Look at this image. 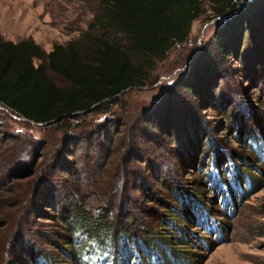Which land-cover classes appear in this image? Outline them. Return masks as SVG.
<instances>
[{"label":"rangeland","instance_id":"rangeland-1","mask_svg":"<svg viewBox=\"0 0 264 264\" xmlns=\"http://www.w3.org/2000/svg\"><path fill=\"white\" fill-rule=\"evenodd\" d=\"M247 2L241 1L236 13L217 16L210 3L202 0L203 13L192 22L186 41L176 44L157 62L149 82L127 89L119 103L107 111L81 113L77 120L49 127L0 105V264H32L24 252L25 239L14 240L13 236L25 226L34 228L40 248L50 250L61 264H85L89 252H81L79 260H74L60 248L67 231L55 215L57 207L52 209L40 200L47 196L49 203L59 199L58 194L67 201L78 195L95 205L100 196L109 199L112 220L122 218L118 212L124 213L121 206L127 202V211L135 216L139 229L150 217L147 222L152 231L161 232L174 248L189 250L185 263L173 260V264H264V149L259 142L260 135L264 139V123H257L249 135L234 130V120H230L235 112L244 115L249 125L254 118L264 121V40L254 44L248 36L255 25L264 23L263 17L258 23L249 18L243 44L236 51L232 45L225 55L217 43L229 21L239 17L248 20ZM99 4L100 0H0V34L12 41L32 38L50 51L55 44L77 38ZM202 60L208 61L201 80L203 88L192 76L193 67ZM208 70L211 74L206 76ZM52 79L59 86L65 85L56 76ZM189 87L201 91L198 99L189 94ZM163 102L172 108L166 110ZM144 120L152 123L153 133L141 125ZM254 134L257 141L253 147L250 138ZM113 136L119 151L118 174L112 177L107 171L98 176L94 170L100 162L96 151L85 149V139L93 137L95 143L106 145ZM135 152H140L142 159L136 161ZM212 173L229 182V197ZM29 180L30 194L23 195L21 189ZM167 185L185 192L175 195V204ZM47 188L49 191L44 190ZM152 195L169 202L172 207L168 213L174 215L169 217L164 207L153 206L149 200ZM152 208L166 213V219L158 223L156 216L148 214ZM23 214L44 217L31 215L33 224L27 225ZM128 247L134 253L132 245ZM140 253L155 263L146 250ZM20 257L24 261L18 263ZM125 257L129 264H136ZM87 260V264L109 261L99 253L89 254Z\"/></svg>","mask_w":264,"mask_h":264},{"label":"trees","instance_id":"trees-1","mask_svg":"<svg viewBox=\"0 0 264 264\" xmlns=\"http://www.w3.org/2000/svg\"><path fill=\"white\" fill-rule=\"evenodd\" d=\"M207 1L217 16H227L228 13H236L239 3L243 0ZM248 1L247 4L244 3L247 15L250 16L248 20L239 17L232 22L226 21L228 26L218 35V48L225 55L230 46L235 45L236 51L243 44V34L249 18H253L251 20L253 23H258L256 21L262 17L264 19V0ZM99 6L86 29L80 32L77 38L66 44H55L50 51L44 50L32 38L12 41L3 38L0 34V105L30 122L49 127L62 125L73 119L77 120L81 113L107 111L111 105L119 103L120 95L127 89L144 86L149 82L157 62L162 61L176 44L186 41L192 22L203 13L202 0H100ZM255 27L254 32L248 34L254 44L257 40L261 42L264 40V23ZM207 63L208 61L202 60L199 65L193 67L192 76L201 81L207 73ZM209 74H211L210 70L206 76ZM52 76L64 81L65 85H57ZM194 83L192 82V86ZM203 83L198 82L202 88ZM188 92L196 100L198 92L201 91L195 92L190 88ZM162 105L166 110L172 108L165 102ZM230 120L231 122L234 120V130L249 135L257 129V123H264L260 118H254L253 125H249L244 115L235 112L231 114ZM141 125L153 133L154 127L150 121L144 120ZM115 140L113 136L106 145H102L100 141L95 143L93 137L85 139V149L96 151V158L100 162V167L96 166L94 170L97 171L98 176L107 171L112 177L118 174L120 159L118 147L114 146ZM250 140L254 141L252 143L254 147L257 141L256 135L254 134ZM259 142L260 149H264V139L261 135ZM155 143L158 144L157 141ZM72 144L77 143L72 142ZM135 153L136 161L142 159L140 152ZM154 153L152 152V155L157 157ZM67 155L71 156L70 153ZM221 158L219 156V161ZM91 164L93 165V161ZM90 178L89 176L88 179ZM75 181L77 182L78 179L76 178ZM31 185L30 180L25 182L21 189L23 195L30 194ZM72 186L76 187L73 184ZM44 190L49 191L48 188ZM167 190L174 204L176 194L182 192L185 195V192L177 186L167 185ZM94 192L98 193L95 188ZM62 194L67 195L66 192ZM58 196L59 199L50 200V204L46 200L47 196H44L45 199L41 197L40 200L52 209L54 206L57 207L58 214L55 215H58L57 218L63 223L62 229L67 231L64 234L67 235L66 241L60 248L68 252V256L74 260H79V256L84 252H89L87 257L91 253L105 254L106 259L109 260L107 264H129V258L125 256H129L136 264H173V260L181 263L187 258L189 250L183 246L174 248L161 232L152 231V226L147 222L150 217L143 222L144 228L139 229L140 227L135 225L137 223L135 216L130 214V210L127 211V202L122 203L121 206L124 213L118 212L122 218L115 217L112 220L110 218L114 215L111 213L113 206L108 203L109 199L105 200L100 194H98L100 202L98 201L96 205L78 195L77 199L68 201L60 194ZM128 196L126 194L125 198ZM151 197H154L149 199L153 206L164 207L169 217L174 215L168 213L172 207L169 202H164L155 195ZM103 201L106 202L105 205ZM87 204L89 208L84 209ZM199 205L202 206V210H206L203 204L199 203ZM92 208L95 212H92ZM152 209L148 214L156 216L159 219L158 223L166 219V213ZM185 211L188 217H193L188 210ZM31 215L35 214H23L27 225L33 224L30 223ZM204 215L207 217L208 214ZM39 217L44 216H36L37 219ZM197 223L201 221L198 220ZM16 232L13 235L14 240L16 237L20 240L25 239L24 252L32 264H61L50 250L40 248V240L34 238L36 235L34 228L25 226L24 230L18 229ZM42 233L38 235L41 236ZM125 243L127 246L124 245ZM130 245L134 253L130 252L128 247ZM142 249L153 256L155 263L141 255ZM12 255L13 258L16 257L13 250ZM8 256L12 258L10 254ZM19 259L18 263L24 261L21 257Z\"/></svg>","mask_w":264,"mask_h":264}]
</instances>
